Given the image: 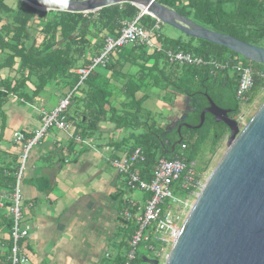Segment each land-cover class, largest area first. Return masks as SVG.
I'll list each match as a JSON object with an SVG mask.
<instances>
[{
    "label": "trees",
    "instance_id": "1",
    "mask_svg": "<svg viewBox=\"0 0 264 264\" xmlns=\"http://www.w3.org/2000/svg\"><path fill=\"white\" fill-rule=\"evenodd\" d=\"M157 1L205 27L264 47V0ZM46 11L24 1L19 8H13L5 0H0V24L3 16L6 17V23L0 26V41L3 43L5 40V45L11 49L9 59L20 58L21 78L16 85L20 86L25 80L35 76L38 79L35 84L37 90L44 88L49 82L65 85L69 92L76 87L67 116L76 123V132L83 136L101 139V122L113 123L117 129L142 130L131 139L109 140V143L125 153L140 147L146 158L137 164V168L148 180L155 162L162 157L175 159L185 156L188 162L200 158L202 161L196 171L201 176L212 160L211 156L205 157L206 152L214 155L219 142L229 133L224 122H217L211 113H207L202 127H182L184 138L181 144L185 143L186 149L181 154L179 144L172 153V144L179 138L178 124L167 129L168 122L162 113H154L143 106L152 96L150 90H159L161 101L171 107L179 95L190 97L193 110L183 121L192 125L199 124L201 112L209 105L205 93L219 106L231 109L230 116L237 118L242 102L237 96L236 65L239 63L254 69V84L247 93L245 102L251 103L255 95L264 90V65L206 40L184 34L173 38L164 31L165 24L149 14L142 15L141 23L148 31L153 32L152 38L156 39L155 42L161 49L157 50L142 42L120 47L112 52L105 66L100 67L109 71L108 76L93 72L78 85L77 68L89 65L103 50L106 37L109 34H119L124 22L139 16L141 9L125 2L88 13ZM38 18L42 21L36 38L29 28ZM6 36L8 40L5 39ZM169 50L190 52L206 62L188 64L171 61L167 53ZM211 60L225 67L216 68ZM127 66L135 68V72L127 71ZM115 102H118V106ZM128 142L129 145H126ZM18 167L6 178L11 190L15 185ZM123 225L119 230L123 233L118 244L119 252L114 257L107 258L103 264H115L122 260V250L128 248L127 241L136 228L134 221ZM10 249L11 242L9 253ZM141 257L138 256L134 264L143 262Z\"/></svg>",
    "mask_w": 264,
    "mask_h": 264
},
{
    "label": "crops",
    "instance_id": "2",
    "mask_svg": "<svg viewBox=\"0 0 264 264\" xmlns=\"http://www.w3.org/2000/svg\"><path fill=\"white\" fill-rule=\"evenodd\" d=\"M5 2L19 8L22 0ZM41 21L36 19L29 28L36 38ZM5 23L6 17L3 16L0 26ZM5 39L8 40V36ZM5 43V40L0 41V92L4 94L0 93V195L6 200V206H0V264L9 261L11 242L7 202L12 190L6 178L20 165L21 145L15 142L13 134L19 130L30 136L41 125L42 111L53 110L69 93L68 87L55 82L37 90L35 76L20 86L16 85L21 78L20 58L9 59L11 49ZM127 71L135 72V68L127 66ZM95 73L109 75L105 68H98ZM182 96H178L172 107L157 97L161 110L165 112L167 129L183 122L193 110L192 99L185 96L189 110L184 117H178L176 110L182 106L180 101L184 102ZM115 105L118 106V102ZM99 130L102 136L98 142L112 146L114 152L121 155L125 152L109 140L131 139L142 132L140 129H117L110 122L99 123ZM107 157L108 153L95 152L79 144L70 133L57 128L49 129L33 147L22 182L24 222L31 226L23 251L32 264H103L119 252L113 239L125 224L122 221L125 200L136 199L130 196L131 193L126 196L125 178ZM141 196L136 201L146 198L145 194ZM112 244L116 246L113 249Z\"/></svg>",
    "mask_w": 264,
    "mask_h": 264
},
{
    "label": "water",
    "instance_id": "3",
    "mask_svg": "<svg viewBox=\"0 0 264 264\" xmlns=\"http://www.w3.org/2000/svg\"><path fill=\"white\" fill-rule=\"evenodd\" d=\"M22 1L40 10L83 13L130 2L141 9L140 14H149L185 36L219 44L264 65V47L205 27L157 0ZM205 94L209 105L199 124L179 123V138L171 152L183 141L182 127H202L207 113L228 126V142L195 193L164 263L146 255L141 258L151 264H264V97L240 126L230 116L231 109Z\"/></svg>",
    "mask_w": 264,
    "mask_h": 264
},
{
    "label": "built area",
    "instance_id": "4",
    "mask_svg": "<svg viewBox=\"0 0 264 264\" xmlns=\"http://www.w3.org/2000/svg\"><path fill=\"white\" fill-rule=\"evenodd\" d=\"M142 15L140 14L133 20L125 21L119 34H109L105 39L101 53L94 57L89 65L77 68L78 85L96 69L105 66L112 52L120 47L142 42L157 50L161 49L152 40L153 32L148 31L142 25ZM167 53L171 61L188 64L206 62L202 57L190 52L169 50ZM210 62L216 68L225 67L215 60ZM236 71L238 74L237 96L240 100L245 101L247 93L254 84V69L239 63L236 65ZM75 88L61 98L53 110L42 111L41 125L34 129L30 136L19 130L13 134L15 142H19L21 145V152L19 155L20 165L15 175V185L7 202L8 214L11 217L10 264H32L30 258L23 251V243L30 236L31 226L24 222L22 182L31 150L51 128L70 133L77 142L95 152L108 153V161L119 174L124 176L128 189L141 191L146 196L141 202L128 198L125 200L126 207L122 211V221L124 223L134 221L136 228L127 241L128 248L123 252L122 260L115 264H134L136 258L140 256L138 252L140 245L145 250H154L155 256H160L161 253L170 248L190 201L203 182L202 177L196 171V162H188L185 156H179L175 159L159 158L151 170L150 179H146L137 168V164L146 158L140 147L121 155L114 152L112 146L101 145L94 137L83 136L80 132H76L72 121L67 116ZM184 149H186V144L182 143L181 154ZM0 206H6V200L1 195Z\"/></svg>",
    "mask_w": 264,
    "mask_h": 264
},
{
    "label": "rangeland",
    "instance_id": "5",
    "mask_svg": "<svg viewBox=\"0 0 264 264\" xmlns=\"http://www.w3.org/2000/svg\"><path fill=\"white\" fill-rule=\"evenodd\" d=\"M164 31L165 32H167L171 37H173V38H178V37H180V36H183V34L181 33V32H179L178 30H176V29H174L173 27H170V26H168V25H165L164 26ZM185 37V36H184ZM152 40H154V41H156V39L155 38H152ZM154 90V89H153ZM153 90H150L149 92H152V97H150L149 99H147L145 102H144V104H143V106L144 107H146V108H150V109H152V111L154 112V113H162V116L164 117V115H165V112L164 111H162L161 110V108H160V103H159V101L157 100L158 98H159V95H160V91L158 90V91H153ZM158 97V98H157ZM264 97V90L263 91H260V92H258L256 95H255V97L253 98V100H252V102L251 103H246L245 101H242L241 102V111H240V113H239V115L237 116V120L239 121V124H240V126L243 124V122L245 121V119L248 117V115L250 114V112L253 110V108L261 101V99ZM181 99L182 100H184V102H182V101H180L181 103H182V106H181V108L179 109L178 108V110H176V113H178L177 115H178V117L179 118H182V117H184L185 116V113H186V110H189L188 109V107H187V105L185 104V102L187 103V101H188V99L185 97V96H182L181 97ZM187 107V108H186ZM165 122V121H164ZM229 134L230 133H228L220 142H219V145H218V148H217V150H216V152H215V154L214 155H211L209 152H206V154H205V157L206 158H208V157H210L211 156V158H212V160H211V162H210V165H209V167L205 170V171H203V173L201 174V177H202V181L204 180V178L206 177V175H207V173L209 172V170H210V168L212 167V165H213V163L215 162V160L217 159V157L219 156V154L221 153V151L223 150V148H224V146L227 144V142H228V138H229ZM80 144V143H79ZM201 159L200 158H197L196 159V168H197V166L199 165V164H201ZM123 178H124V176L123 175H121ZM126 188H125V190H126V193H127V195L126 196H128L129 197V195H130V193H131V197H133V198H135L136 200L137 199H141V194L143 195V192H141V191H138V190H135V191H133V192H131L129 189H128V187H127V185L125 186ZM197 192V191H196ZM193 199V198H192ZM192 199H191V201H192ZM191 201H190V203H191ZM188 209V208H187ZM123 235V233H120V231L118 232V235H117V237L115 238V239H113V241L115 240L116 241V243H115V245L117 246L118 245V243L120 242V240L122 239V236ZM115 245H111V248L113 249V247H116ZM126 249V248H125ZM168 251H169V248L164 252V253H161L160 254V256H158L157 258H159V260H160V262L161 263H164V261H165V259H166V256H167V254H168ZM138 252H139V255L140 256H150V257H152V258H156V256H155V251L154 250H145L143 247H142V245H140L139 247H138ZM139 264H151V263H145V262H141V263H139Z\"/></svg>",
    "mask_w": 264,
    "mask_h": 264
}]
</instances>
